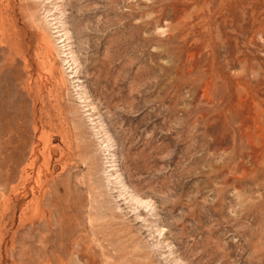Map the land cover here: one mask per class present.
I'll return each mask as SVG.
<instances>
[{
    "label": "rangeland",
    "instance_id": "obj_1",
    "mask_svg": "<svg viewBox=\"0 0 264 264\" xmlns=\"http://www.w3.org/2000/svg\"><path fill=\"white\" fill-rule=\"evenodd\" d=\"M0 264H264V0H0Z\"/></svg>",
    "mask_w": 264,
    "mask_h": 264
}]
</instances>
